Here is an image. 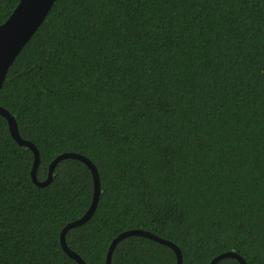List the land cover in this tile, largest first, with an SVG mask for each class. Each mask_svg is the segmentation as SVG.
Segmentation results:
<instances>
[{"label":"trees","instance_id":"1","mask_svg":"<svg viewBox=\"0 0 264 264\" xmlns=\"http://www.w3.org/2000/svg\"><path fill=\"white\" fill-rule=\"evenodd\" d=\"M18 2L0 0V25ZM0 107L38 182L64 153L95 167V211L65 234L84 264L131 230L181 264H264V0H55ZM32 165L0 116V264H77L60 233L89 209L91 173L64 159L38 187ZM110 264L177 258L132 236Z\"/></svg>","mask_w":264,"mask_h":264},{"label":"water","instance_id":"2","mask_svg":"<svg viewBox=\"0 0 264 264\" xmlns=\"http://www.w3.org/2000/svg\"><path fill=\"white\" fill-rule=\"evenodd\" d=\"M55 0H19L17 6L9 15V17L0 25V88L3 84L5 75L7 73L8 68L12 64L15 57L21 51L23 46L28 42V40L32 37L34 32L40 26V24L45 19L47 13L49 12L52 4ZM0 116H2L8 126L9 133L12 139L20 146L27 147L31 150L33 154V165L31 169V180L38 187L46 186L52 177V172L55 166L64 159H75L87 166L89 169L92 181H93V197L92 202L87 210V212L78 220L68 224L60 233V246L62 250L73 259L77 264H84V262L73 252H71L65 243V234L69 229L80 226L85 223L95 211L98 197H99V178L95 167L92 163L86 159L85 157L74 154V153H64L56 157L48 167L47 178L44 182H38L36 180V169L39 164V154L37 149L29 142L24 141L20 138L16 124L12 116L3 108L0 107ZM139 236L143 238L150 239L152 241L158 242L162 245L168 246L171 248L177 258V264H181V255L178 248L172 243L163 240L155 235L150 234L149 232H145L142 230H131L127 232H123L118 235L110 244L107 254L105 264H110V258L113 249L115 246L122 240L127 237ZM233 258L236 259L239 264H244L242 258L237 256L234 253H224L220 256L214 258L210 264H217L222 259Z\"/></svg>","mask_w":264,"mask_h":264}]
</instances>
